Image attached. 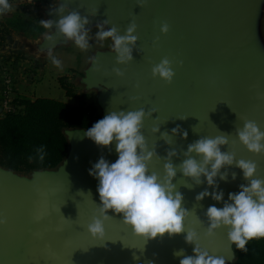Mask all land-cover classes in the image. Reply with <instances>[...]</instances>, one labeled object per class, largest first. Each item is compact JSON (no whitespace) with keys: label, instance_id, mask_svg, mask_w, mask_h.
<instances>
[{"label":"water","instance_id":"obj_1","mask_svg":"<svg viewBox=\"0 0 264 264\" xmlns=\"http://www.w3.org/2000/svg\"><path fill=\"white\" fill-rule=\"evenodd\" d=\"M62 2L57 0L55 7ZM68 2L81 15L97 10L85 26L91 31L105 19L110 21L106 29L115 25L121 35L130 21L137 25L134 35L138 40L130 63L115 64L109 38L108 47L93 50L78 80L84 93H95L102 118L110 111L155 109L144 121L142 133L149 150L155 148L161 158L176 149L174 165L182 162V152L197 139L231 134L221 152H234L237 160L255 161L254 178H264V155L248 152L234 131L243 126V119L255 121L264 131V0H145L142 7L138 0ZM43 14L45 20L60 18L50 10ZM160 22L170 26L166 35L159 32ZM48 30L33 46L34 53L45 56L69 45L59 35L45 39L53 31ZM157 36L159 42L154 45ZM164 57L173 62L171 84L151 75V67ZM113 67L121 68L124 76L112 73ZM177 125L187 131L186 139L171 133ZM154 126H159L155 135L151 132ZM84 131L64 132L68 154L54 170L24 176L0 167V214L7 217V224L0 226V264H180L183 256H174V252L183 250L185 256L193 255L195 245L186 242V232L171 238L166 233L145 244L121 222L122 215L112 210L106 213L111 218L104 222V236L97 239L89 234L87 225L99 215L100 205L99 182L89 175V169L101 156L109 163L118 156L115 142L98 146L84 137ZM163 132L170 135L171 145L160 139ZM163 164V159L154 156L149 168L162 174ZM224 171L228 172L226 181L216 177L215 190L224 193L220 202L211 196L195 200L206 188L209 193L213 191L203 176L205 182L195 185L177 172L172 182L184 197L183 207L191 211L184 221L185 231L194 229L199 235L198 247L232 264L234 244L229 243L227 230L221 227L213 236L205 235L207 208L223 207L229 193H238L239 186L247 184L235 165L221 169ZM185 179L191 189L184 186Z\"/></svg>","mask_w":264,"mask_h":264},{"label":"clouds","instance_id":"obj_2","mask_svg":"<svg viewBox=\"0 0 264 264\" xmlns=\"http://www.w3.org/2000/svg\"><path fill=\"white\" fill-rule=\"evenodd\" d=\"M144 2L145 0H138V6L142 7ZM11 7L9 0H0V16L11 11ZM53 11L60 17L58 21L40 20L43 28L53 30L45 39L52 40L54 36L59 35L66 42H74L80 50H88L91 28L85 26L90 24L89 17L95 16L97 10L89 12L88 15H81L79 11L69 7L68 0H63L58 6L50 8V14ZM109 24L108 19L98 22L95 38L97 41L111 38L112 52L116 54L115 64L126 65L133 59L132 51L138 40L137 35H134L137 25L130 21L121 35L115 25L106 29L105 26ZM169 27L167 22H160V34L166 35ZM158 42L159 36L154 38L153 44L156 45ZM50 58L54 65L60 67V60ZM92 62L97 64L95 57H92ZM172 64L167 57L162 58L158 64L151 67L152 77L159 78L165 84H171L175 75ZM111 71L117 77L124 76V71L119 67H113ZM154 112L155 109L145 111L144 108L110 111L83 132L84 137L101 147H107L115 142L118 156L114 163H109L101 156L89 169V175L99 182L97 192L100 205L97 206L99 215L92 217L87 230L94 238H102L105 233L104 222L111 218L106 213L112 210L115 214L122 215L121 222L128 226L134 235L144 239L145 244L157 237L162 238L166 233L171 238L173 235L186 232V242L194 244L195 247L193 255L185 256L183 250L173 253L174 256H183L180 264H225L222 256L210 254L208 250L198 247L199 235L194 229L185 231L184 221L191 211L183 207L184 197L172 181L177 172L182 173L183 178L190 179L195 185L206 181L213 191L209 193L206 188L195 197V200L199 202L211 196L213 200L220 202L224 193L222 190L219 192L215 190L218 187L216 177L219 176L220 180L226 181L228 172H221V169H227L232 165L240 169L247 184H241L238 193H229L223 207L217 208L213 205L207 208L204 213L208 223L205 235L213 236L215 230L223 227L227 230L229 243L234 244L237 249L246 250L250 240L264 238V178H254L257 173L255 161L237 160L234 152H221V146L229 144L228 137L231 134L204 136L188 144L187 150L182 152L184 159L177 165L172 163V158L178 155L174 148L161 158L155 148L149 150L142 133L144 121L151 118ZM234 131L236 140L248 152L264 155V131H261L255 121L243 119V126L235 128ZM151 132L155 135L159 132V126L152 127ZM171 133L173 135L180 133L183 139L188 135L187 131H181L179 125L173 128ZM169 137L167 132L160 134V139L171 145ZM36 155L40 162L44 161L46 152L43 146L36 149ZM154 156L164 160L162 174L149 168ZM202 176L205 181L201 180ZM231 176L235 180L236 173H231ZM185 181L184 186L191 189L186 179ZM197 219L199 220L198 217ZM6 224L7 217L0 214V226ZM136 258L134 256V259Z\"/></svg>","mask_w":264,"mask_h":264},{"label":"trees","instance_id":"obj_3","mask_svg":"<svg viewBox=\"0 0 264 264\" xmlns=\"http://www.w3.org/2000/svg\"><path fill=\"white\" fill-rule=\"evenodd\" d=\"M37 4V0H33ZM26 6L18 17L0 22V46L13 32L26 38H39L45 33L39 12ZM19 57H15L18 60ZM65 81V80H64ZM60 81L66 96L74 98L71 105L52 98L34 100L15 96L11 102L14 111L3 112L0 117V167L19 174L55 169L68 154L64 132L71 129L91 128L102 119L98 108L86 103L83 94H75L72 86ZM43 146L46 156L40 162L36 149ZM32 157V159H29ZM232 264H264V238L250 240L246 250L233 245Z\"/></svg>","mask_w":264,"mask_h":264},{"label":"crops","instance_id":"obj_4","mask_svg":"<svg viewBox=\"0 0 264 264\" xmlns=\"http://www.w3.org/2000/svg\"><path fill=\"white\" fill-rule=\"evenodd\" d=\"M53 1L57 2V0H49L50 4L49 3L47 4L49 5L50 8L55 7L53 6ZM9 3L12 6L11 11L0 16V22H3L8 17L20 16L23 12L24 7L26 6H31L30 9H34L35 11L38 12V3L34 4L32 0H9ZM50 8L41 7V9H43L44 11L50 10ZM44 35L45 33L41 35L38 39L40 40V38ZM89 36L91 37L89 41L90 48L86 51L80 50L78 47L75 46L73 42L69 41V45L66 47L73 48V54L75 56L74 59L72 57L73 54L71 55L68 52L66 53L61 52L60 49H62L63 47H60L55 49L52 53L40 57L45 60L44 65L40 66L38 65V59H40L38 54L34 52L33 54H31L28 51L30 45L33 46L35 45V41H31L30 39L26 38L22 33H15V32L11 33L6 38L5 42L0 46V102H1V94L3 89V81L6 75H9V73L13 75L17 85L16 93L14 94L15 96H21L31 100H34L36 98H47V97L36 96L35 90H36V86L40 82H42L44 75L46 74V68L48 67V65L53 64L51 62L50 57H54V55H57L55 56V58H57L67 66V68H61L62 71L60 72V77L65 75L66 77H69L67 73L72 71L74 75H75V71H77L78 73L82 72V70L87 66L89 57L93 52V50H95L96 48L105 47V43H106V40L97 41L95 38V34H93L92 32L89 33ZM77 52H79V54H77ZM15 57H19V59L15 60ZM31 66H32L31 70H34L35 73L29 74L26 71L25 73L22 74L19 73L20 69L23 68L30 69L28 67ZM31 70H28V72ZM39 70H42L41 81L38 82V79L37 81H33L34 79H36V76H38ZM31 88L33 89L32 91L30 90ZM0 113H1V107H0Z\"/></svg>","mask_w":264,"mask_h":264},{"label":"rangeland","instance_id":"obj_5","mask_svg":"<svg viewBox=\"0 0 264 264\" xmlns=\"http://www.w3.org/2000/svg\"><path fill=\"white\" fill-rule=\"evenodd\" d=\"M39 2H41V0H38V12L40 13V15L42 17V20H45V17L43 15V11L44 10L41 9V7L50 8L49 5H47L49 3V0H42L41 4ZM56 3H57L56 1H53V6H55ZM97 31H98V29L92 30L90 32L95 34ZM47 33H49V31H48V29H45V34H47ZM28 39H30L31 41H35V44L38 43V41H39L38 38H33V39L32 38H28ZM109 45H110V41H109V39H107L106 43H105V47H108ZM74 50H76V49H74ZM28 51L31 54H33V52H34L33 45H30ZM60 51L63 52V53L68 52L71 55L73 54V48L63 47L62 49H60ZM77 54H79V52H77ZM22 55H23V53H22ZM38 56H39V58L43 57L41 55H38ZM55 56H57V55H54V57ZM72 57H73V59L75 58L74 54H73ZM44 62H45V60L43 58L38 59V65L42 66V65H44ZM28 68H30V69H27V68L20 69L19 73L22 74V73H25V71L27 73H29V74L35 73L34 70H31L32 66L28 67ZM61 68H67V66L64 63H62V62H61L60 67H57L54 64L48 65V67L46 68V74L44 75V78H43L42 82H40L41 79H42V70H39L38 76H36V79H34V80L32 79L33 81H37V79H38V82H40L36 86L35 95L39 96V97H47V98L56 99V100H59L61 102H65V103H68V104H71V105L76 104L77 103L76 100L74 98L66 96V92L65 91L63 92V90L60 88L61 87L60 81L63 79V81L65 80L64 81L65 83H67L68 85L72 86L73 91H75V94H77V95L78 94H83L86 97V99H85L86 103L87 102L88 103H92V104H94L97 107L95 93L94 92L84 93L83 86H81L79 84V82H78V80L82 76V72L78 73L77 71H75V75H74L73 71H72V72L67 73V75L69 77H66V75L60 77V72L62 71ZM28 70H31V71L28 72ZM8 76H11L13 78V80H15L12 74L9 73V75H6V77H8ZM5 78H4V80H5ZM15 83L16 82H14V84ZM3 84H4V81H3ZM16 87H17V85H16ZM30 90L32 91L33 89L31 88ZM15 93H16V91H15ZM0 107H1V105H0ZM2 113L3 112L0 113V117H1ZM71 130H74V129H71ZM52 170H54V169H52ZM19 175L29 176L30 174H19ZM225 264H227V263H225Z\"/></svg>","mask_w":264,"mask_h":264},{"label":"built area","instance_id":"obj_6","mask_svg":"<svg viewBox=\"0 0 264 264\" xmlns=\"http://www.w3.org/2000/svg\"><path fill=\"white\" fill-rule=\"evenodd\" d=\"M38 1V0H37ZM33 2V0H32ZM42 2V0H41ZM41 2H39L41 4ZM15 80L11 76H8L4 80L2 94H1V112H10L14 111L13 107L11 106V102L15 97L16 91V83L14 84Z\"/></svg>","mask_w":264,"mask_h":264}]
</instances>
